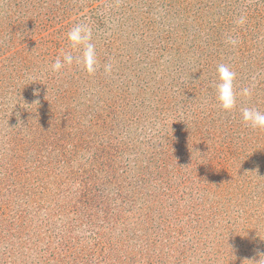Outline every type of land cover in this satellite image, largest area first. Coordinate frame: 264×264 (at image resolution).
Returning <instances> with one entry per match:
<instances>
[{
  "label": "rangeland",
  "instance_id": "374dc122",
  "mask_svg": "<svg viewBox=\"0 0 264 264\" xmlns=\"http://www.w3.org/2000/svg\"><path fill=\"white\" fill-rule=\"evenodd\" d=\"M226 11L232 19L214 30ZM67 21L92 27V75L75 63L51 70L62 52L80 55ZM221 63L237 73V93L252 89L231 111L216 100ZM257 106L264 111V0H0V264H87L109 253L125 264L258 261L264 130L245 138L252 128L240 114ZM208 109L234 124L229 137L217 119L200 121ZM82 171L112 195H134L125 219L116 203L77 201L89 182Z\"/></svg>",
  "mask_w": 264,
  "mask_h": 264
},
{
  "label": "clouds",
  "instance_id": "9594fccd",
  "mask_svg": "<svg viewBox=\"0 0 264 264\" xmlns=\"http://www.w3.org/2000/svg\"><path fill=\"white\" fill-rule=\"evenodd\" d=\"M246 22V17L240 15L236 20L237 26H242ZM69 46L74 50H79L80 55L74 56L72 52H62L57 56L51 65L53 72L59 73L66 66L74 63L77 66H83L84 71L89 75L94 74L100 66L97 49L93 43V30L86 22H78L74 24L66 34ZM225 42L231 46L239 43L237 37L229 34L226 36ZM113 65L105 63L103 70L106 74H110ZM217 82L215 83L216 100L224 111H231L237 106L238 95L251 97L252 89L250 87L243 88L239 93L236 91L235 81L237 73L227 64L221 63L216 68ZM242 121L245 125L252 129L264 130V111L256 107H242L240 109ZM253 261V260H252ZM253 264H264V254H260L258 261Z\"/></svg>",
  "mask_w": 264,
  "mask_h": 264
},
{
  "label": "trees",
  "instance_id": "16d2710c",
  "mask_svg": "<svg viewBox=\"0 0 264 264\" xmlns=\"http://www.w3.org/2000/svg\"><path fill=\"white\" fill-rule=\"evenodd\" d=\"M96 14V13H95ZM92 15V14H91ZM218 15H220V17H221V22L219 23V24H215L212 28L215 30V26H219V28L220 27H223L222 26V22H226L227 20H230V19H232L231 17H230V14H228V12L226 11V12H224L223 13V15H222V13H219ZM67 16V15H66ZM91 19H94L92 16H89ZM232 27V29H233V25H231ZM66 27H67V31H69V29L71 28V27H69V21H67L66 22ZM236 29V28H235ZM256 108H258V106L256 107ZM262 111V110H261ZM203 112V110H201V111H199V113H202ZM202 116V117H201ZM200 116V121L202 120V119H208V123H212L213 124V122H215V119H217L218 121H217V124H216V127L217 128H220V130H222V131H224V132H222L221 133V135H222V137H229V134L231 133V130L233 131L234 130V124H232V123H230L229 124V122H224V123H222L218 118H217V116H216V112L213 110H211V109H208V112L207 113H205V112H203V114ZM198 117H199V114H198ZM233 125V126H232ZM223 127V128H222ZM61 128H62V126H61ZM60 128V126L58 125V126H56V128H52V129H50V131L51 130H55L56 129V132H55V134L53 133V135H55V137H53L52 138V141L50 142V144H55V143H57L59 140H60V138L59 137H57V134L58 133H60L61 131L63 132V130ZM45 130H46V128H45ZM228 131H229V133H228ZM52 133V132H51ZM255 135H258V132H256L254 129H251L250 130V132H248L246 135H245V138L247 137H249L250 139H253V140H256V137H255ZM207 137H216V138H218V136L217 135H215V132L214 131H212L211 132V135L210 136H207ZM78 138H79V136H76L75 137V140L77 141L78 140ZM245 138H243V140H242V142H244V140H246ZM224 140V139H223ZM40 142V141H39ZM32 143H38V139L37 140H35V141H33ZM228 143V142H227ZM59 144V143H58ZM223 146L224 147H226V148H230V146L228 145V144H226V141H224V144H223ZM187 149H189V148H187ZM216 150H218V148H216ZM182 155H184V156H188L186 153H183ZM103 156H105L106 158H107V156H110V154H109V152L107 151V150H103ZM99 157V156H98ZM57 158H59L60 159V157L59 156H57ZM106 158H105V160H106ZM178 158H179V155H178ZM108 159V158H107ZM62 160H64V159H62ZM45 163H46V161H45ZM20 167H21V165H18L17 166V168L20 170ZM45 169L47 170V171H50L49 169V165H48V163H46L45 164ZM45 172V171H44ZM61 172V171H60ZM59 172V173H60ZM64 172V171H63ZM49 173V172H48ZM58 173V174H59ZM77 174V176H79V174L80 173H76ZM75 174V175H76ZM60 175H61V173H60ZM81 177H83L84 178V182H86V181H89L88 183H87V186L88 187H86V184H84V189H83V193L81 192V194L79 195V196H77V201H80V200H82V202L83 203H85V204H87V205H91V202H94V201H96V199L98 198V202H97V204H96V206L98 205V203H99V201L102 203V207H104V209L106 210V211H108L109 209H110V206H111V203H116V205L117 206H119L120 207V210H118L119 212H120V218L121 219H125V217L123 216L124 214H123V211H125V209H123V207H122V203H124L125 201H128V200H130V201H132L133 199H130L131 197H134V195L132 196V194L130 195V194H127V193H124V195H122V194H120V193H114V195H112V194H110V192H108L107 190L106 191H104L105 190V188H102L101 186H99L100 184H101V182H100V180H98V178L97 177H93V181H91V176H88V175H83V171H82V175H81ZM112 177H114V174H113V176ZM108 181V180H107ZM98 183V184H97ZM98 185V186H97ZM96 191H98V192H96ZM117 199H119V203L117 204V202H116V200ZM144 201H146L145 199H144ZM148 209H149V206H146L145 208H144V211H143V213L141 214V213H139V216H142V219L140 220V222H139V226H140V229L142 230V227H143V225H144V223H146L147 222V217H149V214H148ZM127 210H129V209H126V211ZM128 218H130V216H128ZM186 248H188V245L186 244V246L183 248L184 250L186 249ZM181 255V257H180V261L185 257V255H183V254H180ZM113 259V260H112ZM116 259H117V255H115V256H112V254L111 253H109V254H107L106 256H104L103 257V259L101 260V259H99L100 261H102V262H99V260H96V259H90L88 262H86L87 264H125V259H126V257L125 258H123L122 260H119V261H117L116 262ZM243 264H247V263H244V262H242ZM148 264H150V262H148Z\"/></svg>",
  "mask_w": 264,
  "mask_h": 264
}]
</instances>
